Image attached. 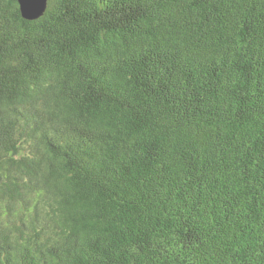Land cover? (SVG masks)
<instances>
[{
  "label": "trees",
  "instance_id": "obj_1",
  "mask_svg": "<svg viewBox=\"0 0 264 264\" xmlns=\"http://www.w3.org/2000/svg\"><path fill=\"white\" fill-rule=\"evenodd\" d=\"M0 264H264V0H0Z\"/></svg>",
  "mask_w": 264,
  "mask_h": 264
},
{
  "label": "water",
  "instance_id": "obj_2",
  "mask_svg": "<svg viewBox=\"0 0 264 264\" xmlns=\"http://www.w3.org/2000/svg\"><path fill=\"white\" fill-rule=\"evenodd\" d=\"M22 15L29 20L42 16L47 9L48 0H18Z\"/></svg>",
  "mask_w": 264,
  "mask_h": 264
}]
</instances>
